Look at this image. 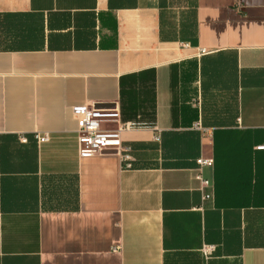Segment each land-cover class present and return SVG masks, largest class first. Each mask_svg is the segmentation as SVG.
<instances>
[{
    "label": "crops",
    "instance_id": "crops-1",
    "mask_svg": "<svg viewBox=\"0 0 264 264\" xmlns=\"http://www.w3.org/2000/svg\"><path fill=\"white\" fill-rule=\"evenodd\" d=\"M261 144L264 0H0V264H264Z\"/></svg>",
    "mask_w": 264,
    "mask_h": 264
},
{
    "label": "built area",
    "instance_id": "built-area-1",
    "mask_svg": "<svg viewBox=\"0 0 264 264\" xmlns=\"http://www.w3.org/2000/svg\"><path fill=\"white\" fill-rule=\"evenodd\" d=\"M73 116L77 121V129L75 131L78 150L81 156H91L102 154L108 151H113L120 156L123 167L129 168L131 147L121 142H114L112 139L117 135L111 133L102 127V123L106 120L116 119L119 117L118 110L114 107H101L94 104H85L74 106L71 109ZM128 128V124H121L119 129ZM35 139L37 142H46L49 139L48 133H36ZM257 149H264V144L258 145ZM212 160L209 158H198V173L196 179L202 185H207V181L201 176V168L204 165H211ZM208 197V195H206ZM212 246L203 248V253L209 254L212 251Z\"/></svg>",
    "mask_w": 264,
    "mask_h": 264
}]
</instances>
